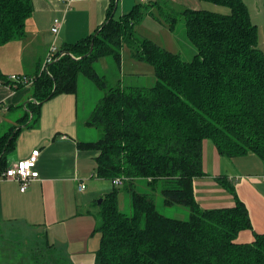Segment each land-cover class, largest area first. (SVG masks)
Masks as SVG:
<instances>
[{"label": "trees", "instance_id": "1", "mask_svg": "<svg viewBox=\"0 0 264 264\" xmlns=\"http://www.w3.org/2000/svg\"><path fill=\"white\" fill-rule=\"evenodd\" d=\"M148 1L140 0L116 16L118 5L112 0L106 19L93 33L65 43L45 70L40 71V65L27 74L33 77L32 99L16 124L0 133V175L10 165L23 128L39 122L42 105L57 94L77 93L83 75L104 91L86 120L101 130L102 137L79 141L78 146L97 153L98 177L112 184L122 180L100 202L93 231L100 234L95 264H264V233L254 231L249 207L232 177H214L233 195L231 206L203 208L194 186L207 175V139L221 157L233 160L251 154L264 164V52L258 26L245 0H204L228 7L229 13L184 8L180 14L186 37L196 49L191 60H184L136 36L145 12L157 5ZM33 12V0H0V45L24 38ZM177 21L173 19L172 30ZM133 43L135 58L154 67L155 84L110 85L96 62L111 58L121 68L123 48ZM0 82L17 90L27 86L1 70ZM258 177L264 181V173ZM139 179L153 186L160 183L165 204L188 207L189 218L162 214L150 193L136 189ZM122 186L131 197V214L120 208ZM245 230L254 233L251 242L239 241ZM44 237L43 244L33 248V264H72Z\"/></svg>", "mask_w": 264, "mask_h": 264}, {"label": "crops", "instance_id": "2", "mask_svg": "<svg viewBox=\"0 0 264 264\" xmlns=\"http://www.w3.org/2000/svg\"><path fill=\"white\" fill-rule=\"evenodd\" d=\"M86 1L90 7L85 5ZM111 1L73 0L71 3H65L56 0V2L51 3L49 0H41L45 12L63 14L64 24L59 38L56 40L59 43L58 48L61 49L65 43L77 41L93 33L106 19ZM116 1L122 9L124 7L123 1ZM153 2L158 4L159 1ZM191 2L196 4L197 1L191 0ZM74 3L77 7L74 6L70 12ZM187 8L195 7L188 6ZM124 13L126 12L122 9L121 15ZM43 18L46 19L45 23H41ZM35 20L34 15L31 21L34 22L35 30L41 35L30 46L25 41L30 35L28 30L24 38L0 45V70L3 74L11 76L13 74L35 73L46 59L49 48L55 42V40H50L53 35L49 32L52 21L50 19L48 25L46 16L40 17L39 21ZM26 28H28V24ZM19 45H22V49L16 50V46ZM38 47L41 48L40 51ZM25 64H29L33 70H26ZM90 85L91 91H97L94 84ZM31 99L30 86L17 90L0 82V123L3 117L6 118L12 111L19 109L21 104L26 105ZM89 110H91L90 107ZM89 110L83 113L86 120L91 113ZM78 116L79 100L77 93L57 94L42 105L40 120L36 126L24 127L18 136L16 150L10 155V163L27 159L34 151L39 150L37 167L40 177L33 181L24 192L21 191L18 181L0 180V263L5 264V257L13 253L12 238L15 236L30 239L40 246L45 240L44 236L47 235L51 243L64 250L63 253L67 255L72 264H95V252L99 247L100 235L99 233L93 234V231L98 224L99 215L97 211L92 213L91 210V196L94 193L89 184L91 182L89 177H95L92 165L93 160L96 161L95 155L97 153L79 148V141H91V138H87L84 131L81 132V128L84 129L85 126L79 125ZM74 121L78 128L72 126ZM60 122L64 123L66 128H62L63 130L52 128L55 127L52 126L53 124ZM38 131L41 133H33ZM27 132L34 134L33 136L30 135L28 140L26 139ZM224 162L229 161L227 158L221 157L214 143L207 139L204 145V167L207 175L196 179L194 182L196 198L203 208L225 207L234 203L233 195L214 179L219 175L227 176L228 165L223 167ZM210 165L213 166L212 171L209 169ZM217 169H220V172ZM246 175L247 178L238 177L239 179L237 178V181L233 182L239 197L249 207L254 231L264 233V190L258 184H256V188L253 186L255 178H258L257 182H260L261 179L258 176ZM228 177L231 179V176ZM97 178L104 179L98 176ZM82 181L86 185L84 190H80ZM95 183L101 188V191L104 190L103 182L96 180ZM249 189L255 195L253 204L251 198L248 197ZM88 200L89 209L79 214L83 207H88ZM86 216H91V218ZM72 220H76L74 223L79 224L83 233H86V240L82 245L64 234L65 224ZM238 239L240 242H251L254 239V233L251 230H245L239 234ZM3 250L7 251V256Z\"/></svg>", "mask_w": 264, "mask_h": 264}, {"label": "rangeland", "instance_id": "3", "mask_svg": "<svg viewBox=\"0 0 264 264\" xmlns=\"http://www.w3.org/2000/svg\"><path fill=\"white\" fill-rule=\"evenodd\" d=\"M51 3L56 2V0H49ZM123 6L122 9L125 12L131 10L134 4L139 3L140 0H122ZM153 1L157 0H149V4L154 3ZM157 5H153L149 7V11L145 12L143 20L140 24L136 26V36L138 38H148L155 43L165 47L166 49L179 53L184 60H191L194 55L196 54V49L193 44L188 40L186 37L185 32V21L180 14L184 8L188 6H192L195 8H202L207 10H212L215 12L220 13H229L230 9L226 6L215 4L212 2L204 1V0H196V4L192 3L191 0H158ZM34 2V12L33 14L27 19L28 28L26 30L29 31L30 35L28 38L25 39L26 43L29 46L33 43V41L38 40L41 33L35 30L34 22L31 21V18L35 15L36 20L39 21L40 17H47L48 21L47 24H50V19L52 21L49 32L52 33V38L50 40H55V34L51 32V28L54 24L56 19H61L62 15L58 14H49L48 12L44 11V5L42 4L41 0H33ZM77 3V2H76ZM72 4L73 10L74 6L77 7L75 4ZM247 4L251 19L252 21L257 24L258 26V35H259V48L264 52V0H245ZM79 4H81L79 2ZM195 4V5H194ZM85 5L89 6V3L86 1ZM183 5V6H181ZM200 5V6H199ZM187 6V7H186ZM121 6H118L116 16L121 15L122 13ZM177 18L178 21L174 30L170 28L173 19ZM46 19L43 18L41 23H45ZM43 32V31H42ZM76 36V35H75ZM59 38V37H58ZM58 40V39H57ZM51 41V42H52ZM19 43V42H18ZM51 44V43H50ZM59 43L56 42V46L59 47ZM50 46V45H49ZM15 49V48H14ZM22 49V45L16 46V50ZM40 51V47H38ZM60 50V49H59ZM137 44L133 43L131 45H125L122 51L123 55V66L121 68L116 64L114 60L111 58H104L96 62L95 66L97 71L100 75L104 76L110 85H116L119 81L122 84L127 85H138L143 87H149L155 84V69L154 67L143 61L137 60L133 55V52H136ZM19 68V65H17ZM26 70H33L29 66V64H25ZM24 70V69H22ZM94 84L90 79L87 77L80 75L78 78V100H79V116H78V123L81 126H85L84 129L81 128V132L84 131L87 138H91V140L96 141L102 137V132L99 128L91 127L87 125L85 116L83 115L84 111L91 110L92 112L98 101L104 94V91L98 88L95 84L96 90L91 91V85ZM26 107L24 104H21L19 109H15L8 115L6 118L3 117L0 123V133L5 132L9 129L12 124L17 122V118L22 116L24 112H26ZM88 112V113H89ZM89 116V115H88ZM52 127L54 129H61L66 128V125L62 122L59 124H53ZM65 126V127H63ZM75 128H78L76 122L72 124ZM39 129V128H38ZM36 131V130H34ZM27 140L30 135L27 132ZM33 133H41L33 132ZM229 162H224L223 167L228 165V173L227 176H231L232 179L237 181V175L249 174V176H259V174L264 173V164H262L261 160L255 155H246L234 158L233 160L228 159ZM93 174H95L94 178L89 177L91 179L90 187L93 189V195L91 196V210L92 213L95 211H99L100 209V199L104 197V193H108L114 189L111 182L109 180L98 179L96 176V161L93 160ZM263 168V169H262ZM209 169L212 171L213 166L210 165ZM262 169V171H260ZM218 170V169H217ZM209 171V170H207ZM260 171V173H257ZM210 172V171H209ZM220 172V169L218 170ZM88 179V180H89ZM239 179V178H238ZM87 180V182H88ZM103 182L104 190H100L101 188L95 183V181ZM232 180V181H233ZM258 178L254 179L253 186L256 188V184H258L264 190V181L259 180ZM161 184L158 183L155 186L151 185L147 179H139L136 182V189L139 192H147L151 194L152 199L154 200L157 209L164 215L169 217L175 218H182L188 219L190 215V211L188 207L184 205L174 204V205H167L164 202L163 196L161 194ZM128 189V188H127ZM248 197L251 198V203H254L255 195L254 192L249 189L248 190ZM88 207H83L79 214L84 213L87 209H89V200H88ZM257 205V201L255 202ZM119 204L120 208L128 213H132V206H131V197L129 192L124 189L122 186L120 189L119 194ZM87 218H91V216H86ZM76 220L69 221L64 226V234L68 235L73 240L77 241L79 244H83L86 240V233H83L80 225L74 223ZM100 222V221H99ZM98 223V222H97ZM97 225V224H96ZM80 229V230H78ZM21 234V233H20ZM100 235V234H99ZM22 237V234L20 235ZM61 240H65L64 238H60ZM29 240V241H26ZM37 243L34 241H30V239H23L19 237L12 238V247L13 253L8 257H5V264H33L32 252L34 246ZM62 247L61 245H59ZM59 248V247H58ZM60 253H63V249H58ZM5 256H7V251L3 250ZM2 259V258H1ZM3 260V259H2ZM4 264V263H0Z\"/></svg>", "mask_w": 264, "mask_h": 264}, {"label": "built area", "instance_id": "4", "mask_svg": "<svg viewBox=\"0 0 264 264\" xmlns=\"http://www.w3.org/2000/svg\"><path fill=\"white\" fill-rule=\"evenodd\" d=\"M57 1L71 3L73 0H57ZM141 1L146 2L148 0H141ZM63 24H64L63 18L56 19L54 21V24L52 26V32L56 35V38L61 32ZM55 42L49 48L47 57L42 63L40 71L45 70L48 64L53 61L55 55L58 53L59 48L56 46ZM10 78L12 81L24 83L27 86H31L33 83V77L27 74H13L10 76ZM38 156H39V150H36L29 158L22 159L14 163H10V165L5 170V172L2 175H0V180L8 179V180L18 181L21 186V191L24 192L31 181L38 179L40 177L39 170L37 168ZM113 184L116 186H120L122 184V180L119 178L114 179ZM85 187H86L85 182L82 181L80 184V190H84Z\"/></svg>", "mask_w": 264, "mask_h": 264}, {"label": "water", "instance_id": "5", "mask_svg": "<svg viewBox=\"0 0 264 264\" xmlns=\"http://www.w3.org/2000/svg\"><path fill=\"white\" fill-rule=\"evenodd\" d=\"M91 50H92V47H91ZM91 50H90V51H91ZM101 201H102V199H100V202H101Z\"/></svg>", "mask_w": 264, "mask_h": 264}]
</instances>
